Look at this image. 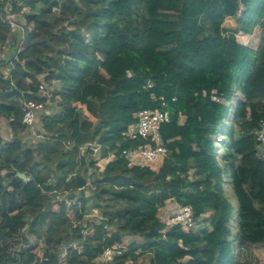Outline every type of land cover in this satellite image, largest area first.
I'll use <instances>...</instances> for the list:
<instances>
[{
  "label": "trees",
  "instance_id": "1",
  "mask_svg": "<svg viewBox=\"0 0 264 264\" xmlns=\"http://www.w3.org/2000/svg\"><path fill=\"white\" fill-rule=\"evenodd\" d=\"M13 5L28 10L32 29L17 52L21 34L11 39L12 25L0 9V66L11 65L10 78L0 67V118L13 135L5 143L0 137V264H95L105 248L128 238L113 264H138L147 254L150 264H245L238 251L264 245V160L256 135L264 119V38L258 48L251 45L255 23L264 21V0ZM53 83L50 100H58L59 110L42 117V138L27 146L22 103L46 102L40 85ZM144 110L170 115L160 128L167 156L157 171L131 166L124 155L147 144L125 137ZM92 145L100 148L98 158ZM111 155L100 171L99 160ZM226 184L237 201L235 225ZM87 188L90 197L69 198ZM53 193L60 199L51 200ZM104 198L126 210L88 223L89 233L72 226ZM170 201L191 207L199 229L186 232L160 217ZM25 229L45 237L46 249L4 257L2 239Z\"/></svg>",
  "mask_w": 264,
  "mask_h": 264
},
{
  "label": "built area",
  "instance_id": "2",
  "mask_svg": "<svg viewBox=\"0 0 264 264\" xmlns=\"http://www.w3.org/2000/svg\"><path fill=\"white\" fill-rule=\"evenodd\" d=\"M18 0H0V9H3L7 14V21L12 25V31L16 33H20L21 35L17 36L18 44L15 45L17 48V52L22 49L24 44V40L26 34L31 32V27L26 23L25 19L22 24L15 22V16L18 13L21 16H24L26 12L25 8H22L20 12H18L17 8L14 9L13 3ZM16 37V35H15ZM6 78H10L11 73V65L9 64L7 67ZM40 90L43 92V96H46L48 99L46 102L41 101H24L22 103V112L23 117L22 121L25 127L33 129L34 125L37 123L38 119L51 114L49 111L48 104L50 103V90L47 85H40ZM42 96V97H43ZM213 100L218 101L216 97H213ZM137 123L130 125L125 133V137L131 140L144 139L147 141V144L133 149L124 151V155L130 162L131 166H141V167H149L150 169L157 171L162 166L166 156L167 149L163 145L161 136H160V128L162 124L168 123L170 120L169 112L166 110H144L137 114ZM261 129L256 133L257 141L259 145L257 146V155L260 159L264 160V119L261 120ZM88 147L85 146L83 150ZM92 148H95V156L99 153V146L92 145ZM113 155L104 160H99L98 166H104L102 171L104 170L107 163H109L113 159ZM102 163V164H101ZM26 180H29L26 178ZM71 202V201H70ZM170 205H176L178 208L175 214L168 215L166 214L165 218H163L170 226L172 225H180L182 229L186 232L196 231L197 223L194 219V213L191 207L189 206H179L174 201L169 202ZM168 206V207H169ZM167 207V208H168ZM166 208V209H167ZM170 212V211H167ZM87 215L84 217V219ZM76 226V225H75ZM130 238L123 241V243L114 244L113 246H109L104 249L103 253L95 260V264H113V261L116 256H121L127 249L130 244ZM70 248L77 249L79 252L82 251V246L73 243L70 245ZM16 252V251H14ZM138 252L137 254H139ZM150 255V254H147ZM62 257H66V251L62 252ZM146 256V255H145ZM151 257V256H150ZM143 256L140 257L137 261L141 262ZM145 264H150V262H146Z\"/></svg>",
  "mask_w": 264,
  "mask_h": 264
},
{
  "label": "rangeland",
  "instance_id": "3",
  "mask_svg": "<svg viewBox=\"0 0 264 264\" xmlns=\"http://www.w3.org/2000/svg\"><path fill=\"white\" fill-rule=\"evenodd\" d=\"M20 6V3L18 4V7ZM28 11V10H26ZM54 15H51L49 20H52L54 18ZM25 16H21L19 13L18 15L15 16V22L22 24L24 22ZM203 25L205 26V28L208 31V34L211 35L210 32V28L207 24H205L203 22ZM11 39L14 40L15 39V35L17 36V33L14 31L11 32ZM224 36L229 37L231 36V33L229 32H223ZM264 38V21L261 22H256L255 23V31L254 34L251 38V45L253 48H258L261 44V40ZM56 83H53L52 86H48L50 93H52L54 91V87H55ZM43 96V94H41ZM239 97L240 94L237 93L236 94V99L235 102L232 104L231 110L234 111L238 101H239ZM58 103V100H50V103L48 104L49 107V111L50 113H55V111H58L59 108L56 105ZM2 120H0V122L2 123L1 125L4 127V133H8V131H10V129L8 128V123L3 120V118H0ZM11 133V131H10ZM9 133V134H10ZM42 124H41V118L38 119L37 123L34 125L33 129L27 128L25 129V131H23L22 133V137L23 140L25 142V144L27 146L32 145V144H36L37 141H39L42 137ZM40 136V137H38ZM31 137V138H29ZM222 139L224 137H221ZM225 138H227V136L225 135ZM224 138V139H225ZM2 139V138H1ZM34 139V140H33ZM8 141L7 138L6 139H2V141ZM10 141V139H9ZM217 155L219 160H222L223 155H224V149L222 147H219L217 149ZM95 158H98V156H96ZM100 168V171H102L103 169V165L102 166H98ZM81 192V193H80ZM84 192L86 197H90L92 195V190L87 188L86 190L83 191H77L73 194V196H69V198H73L74 201L78 200L79 196ZM225 192L227 197L229 198L230 202L233 204L234 206V217H233V221H232V225L236 224V215H237V201L235 198V195L233 193V190L231 188V186L229 184H226L225 186ZM60 195L57 193H53L50 198L53 201H57L60 199ZM65 197H68V195H66ZM125 203L123 202H118L115 200H112L110 198H104L101 203H100V208H94L91 209L89 211V213L87 214V217L85 219H83L81 222L78 221H73L72 222V226L74 227V225H80L84 228L85 233H89V225L88 223L91 222H99L101 220H103L105 217H113V218H117L119 215H121L126 209H125ZM178 208L176 207V205H170L167 209L165 208L164 210L160 211V217L165 218L166 214L168 215V213H170V215L175 214L177 212ZM170 211V212H167ZM209 214H207L208 216ZM234 230H233V236L235 234V226H233ZM197 228L199 229V225L197 226ZM46 236V235H45ZM137 242H141V238L136 237L135 238ZM25 248H29L30 251H34L36 253H38L39 255L42 254V251H44V249H46V243H45V237L41 240H38L36 238L33 237L32 234H30L28 232L27 229H25L24 231L21 232L20 235H18L17 237H13L12 240H8V238H3L2 239V246H1V251L3 252L4 257L9 254L12 253L14 251L16 252H22L25 250ZM63 252V251H62ZM238 259L242 262H244L245 264H264V245H257V246H252V245H247L246 247H244L243 249L238 251ZM150 260V255H146L143 256V259L141 262H139V264H145L146 262H148Z\"/></svg>",
  "mask_w": 264,
  "mask_h": 264
},
{
  "label": "crops",
  "instance_id": "4",
  "mask_svg": "<svg viewBox=\"0 0 264 264\" xmlns=\"http://www.w3.org/2000/svg\"><path fill=\"white\" fill-rule=\"evenodd\" d=\"M13 46H12V43H9V45H8V47H7V49L5 50V52L4 53H2L1 55V58L2 59H5V57H7L8 56V51H9V49H11ZM1 67V66H0ZM8 66H6V67H4V66H2L1 67V71L3 72V74L6 76V73H7V68ZM7 77V76H6ZM53 114V113H52ZM0 120H2V119H0ZM7 122V121H6ZM2 123L0 122V137L2 138V139H6L7 138V140L9 141V139L11 140V138L13 137V135H12V133H10V131H11V129L9 128V126H8V128L10 129V131H8V133H4V127L1 125ZM10 133V134H9ZM38 137H40V136H38ZM29 138H31V137H29ZM34 140V139H33ZM2 141V140H1ZM1 141H0V143H1ZM8 141H2V143H5V142H8ZM38 142V141H37ZM36 142V143H37ZM102 164V163H101Z\"/></svg>",
  "mask_w": 264,
  "mask_h": 264
},
{
  "label": "water",
  "instance_id": "5",
  "mask_svg": "<svg viewBox=\"0 0 264 264\" xmlns=\"http://www.w3.org/2000/svg\"><path fill=\"white\" fill-rule=\"evenodd\" d=\"M74 145H75V144H74ZM18 175H19V177H20L21 179L26 180L25 174H23V173H19Z\"/></svg>",
  "mask_w": 264,
  "mask_h": 264
}]
</instances>
